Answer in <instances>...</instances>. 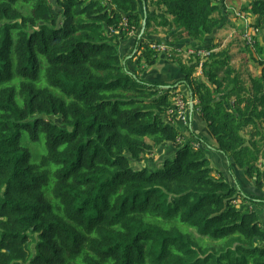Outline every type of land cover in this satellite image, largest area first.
Here are the masks:
<instances>
[{
	"label": "trees",
	"instance_id": "obj_1",
	"mask_svg": "<svg viewBox=\"0 0 264 264\" xmlns=\"http://www.w3.org/2000/svg\"><path fill=\"white\" fill-rule=\"evenodd\" d=\"M221 2L0 0V264H264V57L245 82L207 45L264 26V0L236 24ZM164 55L180 78L146 82ZM177 97L210 142L175 122Z\"/></svg>",
	"mask_w": 264,
	"mask_h": 264
},
{
	"label": "rangeland",
	"instance_id": "obj_2",
	"mask_svg": "<svg viewBox=\"0 0 264 264\" xmlns=\"http://www.w3.org/2000/svg\"><path fill=\"white\" fill-rule=\"evenodd\" d=\"M220 1L221 0H219V2ZM221 3H222V6L224 5V7H225L224 12L229 17L228 20L231 23L236 24L237 22L235 21V19L238 17L239 9L242 7V5L233 6L231 4L230 0H224V1L222 0ZM250 16L251 15H248L246 17V19H247V25L246 26H250L251 29L258 31V33H259L258 39L260 42H262V44H264V26L261 25L260 27H256L255 20L252 19V17H250ZM227 26H229V25H227ZM227 26L224 27L223 29L217 31L212 38L213 41L212 40L209 41V43L207 45H209L213 42H216L217 44L220 45V49L227 48L229 50L230 56H231L230 65L233 66L236 70H238L243 75V79L245 80V82H247L249 74L252 77L259 74V70H260L259 60L263 59L264 56L262 55L260 58H258V60L250 59L249 55L245 52V48H242V44H243L242 41L248 47H252L254 43L252 45L247 44V42L244 40V32L239 33L237 28L234 29L230 26H229L230 28H228ZM237 27H238V25H237ZM252 36H254V34H252ZM169 51L170 50L165 51L164 54H167ZM186 56L188 58V55H186ZM127 62L129 64V60H127ZM159 65L161 67L163 66L165 68V71L167 73L166 76L162 77L161 67L160 68L157 67L153 71L154 74L152 72V73H148L146 75H143L145 77L146 82H157V83H163L165 81L166 82L167 81H173L174 82L175 80L180 78V76L177 73V70L175 71L174 69H172L168 64V61L163 56H161ZM160 80H162L163 82ZM188 104H190V99L188 100ZM190 115H191L190 107H189V109H186V107H185L182 110V112L178 113L177 115L174 116V114H173V119L181 127L186 128L188 121H189V118H190ZM176 117H177V119H176ZM249 130H251L249 132H251V135H253V132H255V131L252 129H249ZM203 136L205 138H207V140L205 141L206 144L208 142H210L209 136L207 137V136H205V134H203ZM247 138L251 139L252 141L254 139L255 140L257 139L254 136L252 137L250 135H247ZM195 145L198 146L199 145L198 142L195 143ZM208 147L212 148L210 146H208ZM36 151H38V149H36ZM206 154H207L208 159L210 158L209 154H210L211 158H213V159H209L211 167L214 169H218L219 171H223L222 174H223L225 179L229 178V177L230 178L233 177V178H238L241 180L240 172L235 169L231 160L218 158L212 149H210V150L207 149ZM215 162H217V163L215 164ZM257 167L260 169V171H264V159L259 158V161L257 162ZM215 176H217V174H215ZM232 182H233V180H232ZM262 225L264 228V223H262Z\"/></svg>",
	"mask_w": 264,
	"mask_h": 264
},
{
	"label": "crops",
	"instance_id": "obj_3",
	"mask_svg": "<svg viewBox=\"0 0 264 264\" xmlns=\"http://www.w3.org/2000/svg\"><path fill=\"white\" fill-rule=\"evenodd\" d=\"M230 2H231V4L233 5V6H237V5H243V4H245V0H230ZM234 24V23H233ZM224 27H226V25L225 26H223V27H221L219 30H221V29H223ZM228 28H230L229 26H227ZM164 58H165V56H164ZM169 64V63H168ZM169 66L172 68V69H174L170 64H169ZM157 67H161L160 65L159 66H157ZM153 74H154V72H153ZM161 74H162V77H165L166 76V71H165V68L162 66L161 67ZM161 77V78H162ZM160 81H162V80H160ZM163 82V81H162ZM166 82V81H165ZM167 82H173V81H167ZM187 127L189 128V129H191L192 127H193V129H194V131H196L197 133H200V135H203V134H205V136H207L208 134H207V131H206V129L205 128H203V127H200V126H198L197 124H196V122L194 121L193 123H191V117L189 118V121H188V124H187ZM199 131V132H198ZM208 137V136H207ZM263 150H264V147H263ZM218 158H221V159H223L222 157H220L217 153L215 154ZM209 159H213V158H211V156H210V154H209ZM217 162H215V164H216ZM222 173H223V171H221ZM238 175V174H237ZM240 177H241V180L240 179H238V178H233V177H229L228 179V181H230V182H232V180L233 181H235L236 179H237V181L240 183V186H241V190L243 191V192H245V193H247V194H253L252 192H251V190H253V186L251 185V184H249V183H247L246 181H245V179H244V177H243V174H242V172H240ZM260 194L261 193H258V196H260ZM262 195L264 196V193H262ZM254 209H255V211L260 215V221H261V223H264V204H261V205H259V206H257V207H254Z\"/></svg>",
	"mask_w": 264,
	"mask_h": 264
},
{
	"label": "built area",
	"instance_id": "obj_4",
	"mask_svg": "<svg viewBox=\"0 0 264 264\" xmlns=\"http://www.w3.org/2000/svg\"><path fill=\"white\" fill-rule=\"evenodd\" d=\"M238 17H242V16L240 14H238ZM244 20H245V26L243 28L244 40L247 42V44L252 45L254 43V39H253L252 34L253 33H258V31H255V30L251 29L250 26H246L247 25V19H246V17L244 18ZM156 49H157V51H160V52H165V51L168 50V48L166 46H158V47H156ZM176 50L177 51H181L179 49H176ZM190 54L197 55L200 58H205L206 56L209 55V52L208 51H205L204 49H194V48H191V49H189L186 52V55H190ZM175 106H176V110H175V113L176 114L173 113L174 116L177 115L178 113L182 112V110L185 107H186V109H189V104L188 103H185L180 97H177ZM176 119H177V117H176Z\"/></svg>",
	"mask_w": 264,
	"mask_h": 264
},
{
	"label": "water",
	"instance_id": "obj_5",
	"mask_svg": "<svg viewBox=\"0 0 264 264\" xmlns=\"http://www.w3.org/2000/svg\"><path fill=\"white\" fill-rule=\"evenodd\" d=\"M144 28H145V19L143 20V23H142V33L144 31ZM141 33V34H142ZM141 37V35H139L138 39ZM166 88H170L169 86L166 87ZM189 107H190V111L192 112L193 111V100L192 98L190 99V104H189Z\"/></svg>",
	"mask_w": 264,
	"mask_h": 264
}]
</instances>
